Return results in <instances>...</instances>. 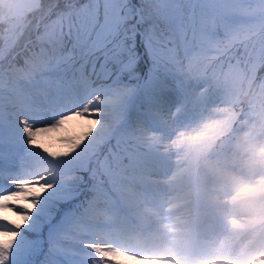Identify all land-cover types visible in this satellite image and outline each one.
I'll use <instances>...</instances> for the list:
<instances>
[{
  "label": "snow or ice",
  "instance_id": "snow-or-ice-1",
  "mask_svg": "<svg viewBox=\"0 0 264 264\" xmlns=\"http://www.w3.org/2000/svg\"><path fill=\"white\" fill-rule=\"evenodd\" d=\"M0 25V264H264V0H0Z\"/></svg>",
  "mask_w": 264,
  "mask_h": 264
},
{
  "label": "bare ground",
  "instance_id": "bare-ground-1",
  "mask_svg": "<svg viewBox=\"0 0 264 264\" xmlns=\"http://www.w3.org/2000/svg\"><path fill=\"white\" fill-rule=\"evenodd\" d=\"M87 130L86 123H70L65 126L64 129L58 133H53L51 135L45 134L42 138L46 146L52 151H66L67 150V140L62 139L63 137H79Z\"/></svg>",
  "mask_w": 264,
  "mask_h": 264
},
{
  "label": "rangeland",
  "instance_id": "rangeland-1",
  "mask_svg": "<svg viewBox=\"0 0 264 264\" xmlns=\"http://www.w3.org/2000/svg\"><path fill=\"white\" fill-rule=\"evenodd\" d=\"M32 35H34L33 31H32V33H29L28 38H29L30 36H32ZM34 37H35V36H33L32 38H34ZM14 216H15V214L12 213V214L10 215V218H13ZM17 222H18V223H23V218H22V217H21V218H18V221H17ZM119 259H120V261H121V264H142L141 261H138V260H136V259H133V258L130 257V256L120 257Z\"/></svg>",
  "mask_w": 264,
  "mask_h": 264
},
{
  "label": "trees",
  "instance_id": "trees-1",
  "mask_svg": "<svg viewBox=\"0 0 264 264\" xmlns=\"http://www.w3.org/2000/svg\"><path fill=\"white\" fill-rule=\"evenodd\" d=\"M34 23H35V21H33V24ZM32 31H33V29H29L28 31L25 32L24 36L21 37V39H20V44L29 35V33H32ZM4 38H5L4 27H3V25H0V45L3 44Z\"/></svg>",
  "mask_w": 264,
  "mask_h": 264
}]
</instances>
